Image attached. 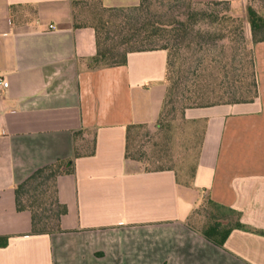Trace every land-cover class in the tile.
<instances>
[{
    "label": "crops",
    "instance_id": "0c3cea01",
    "mask_svg": "<svg viewBox=\"0 0 264 264\" xmlns=\"http://www.w3.org/2000/svg\"><path fill=\"white\" fill-rule=\"evenodd\" d=\"M228 2L238 10L245 0ZM125 9L140 0H0V264H264V42L253 47L259 97L190 108L199 151L190 182L125 157L126 128L155 127L166 95L165 51L130 53L92 68L95 32L75 3ZM83 131L80 141L73 138ZM95 142L55 180L67 213L34 235L15 189L34 172ZM211 201L240 215L222 247L187 225Z\"/></svg>",
    "mask_w": 264,
    "mask_h": 264
},
{
    "label": "rangeland",
    "instance_id": "374dc122",
    "mask_svg": "<svg viewBox=\"0 0 264 264\" xmlns=\"http://www.w3.org/2000/svg\"><path fill=\"white\" fill-rule=\"evenodd\" d=\"M187 5V1L157 0L137 11V6L110 11L102 9L96 3H87L78 8V15L81 25L96 26L102 39L109 38L107 44L110 45L120 36L116 27H124L126 33V28L134 20L149 18L159 23H167L173 18L182 19ZM248 6L264 17V0H245L238 10L223 5H191V10H221L226 16L239 18L243 24L244 42H233L226 38L204 45L198 43L197 38L193 36L194 40H191L190 45L188 41L177 43L174 66L170 70L172 73L166 76V92L172 87L174 95L172 99L164 101L157 121L160 129L138 128L131 132L128 144L131 158L141 161L150 170H172L181 183L190 182L198 156L200 134L198 127L185 122L181 113L187 104L195 108L240 99L245 83L250 80L251 75L248 63V50L251 48L246 16ZM102 23L107 24L102 28ZM162 44L164 42L159 43V46ZM141 48L151 49L153 45ZM187 98L192 101H185ZM47 174L28 184L20 195L23 205L38 216H51L55 212L53 179L46 181L44 178ZM41 192L45 194L41 195ZM227 221L233 222L231 213L205 201L192 212L187 225L195 233L202 235V231L216 222L227 225Z\"/></svg>",
    "mask_w": 264,
    "mask_h": 264
},
{
    "label": "trees",
    "instance_id": "16d2710c",
    "mask_svg": "<svg viewBox=\"0 0 264 264\" xmlns=\"http://www.w3.org/2000/svg\"><path fill=\"white\" fill-rule=\"evenodd\" d=\"M157 0H140L139 5L135 8L137 11L139 8L148 6L150 2ZM178 2L187 1V11L183 14L182 19L173 18L167 23H159L153 21V19L144 18V20H134L128 28H126V33L124 32L125 28L122 26L116 27L118 34L120 35L117 40L113 41L112 44L108 45L107 42L109 38L102 39L99 29L96 26L90 25L95 32V45H96V54L90 59L92 68H110L116 66H123L126 63L127 55L130 53L136 52H145V51H154L162 50L166 52L167 61H166V76L172 71L174 66V56L176 54L177 43L179 41H188L189 45L191 40L197 38L198 43L207 45L208 43L213 44L215 41H221L226 38L230 39L233 42H244V31L243 24L239 18L232 16H226L221 12V10H191V5L199 6H230L228 2H195L193 0H176ZM87 3H96L97 2H82L75 3V7H80L83 4ZM100 6V5H99ZM101 7V6H100ZM231 7V6H230ZM102 8V7H101ZM104 9V8H102ZM113 9H110V11ZM228 10V9H227ZM247 22L250 32V44L251 48L248 50L251 75L250 80L245 83L244 92L240 96L238 101H232L224 104H250L253 103L259 97L258 90V79L255 66V57L253 52V47L264 42V17L260 15L254 8L248 6L246 8ZM107 23H102V28ZM128 32V33H127ZM125 33V34H124ZM159 46V43H163ZM241 42V43H242ZM145 45H153L151 49H142L141 47ZM187 45L189 48L190 46ZM141 48V49H140ZM245 49V47H244ZM203 62V60H202ZM247 79V77H246ZM168 80V79H167ZM174 95V88L169 87L167 89L165 99L170 100ZM185 101H192L187 98ZM165 103V102H164ZM223 105V104H216ZM216 105H205L195 108H206ZM193 108L191 105H186L183 107V112L186 109ZM158 121V120H157ZM160 124L157 122L155 127L160 129ZM145 128L143 126H128L126 128V151L125 157L131 158L128 152V144L130 134L134 129ZM147 129V128H145ZM83 131L75 132L73 138L78 142L81 139ZM92 146L86 148L84 147H75L74 156L71 160L67 162L56 161L54 164L47 166L45 168L39 169L34 172L27 180L22 184L18 185L15 189V199H16V209L17 211H27L31 215V227L32 233L34 235L40 234H51L60 231V219L67 213L65 205H62L58 202L55 189V180L60 175H68L73 173V161L76 158L82 156H92L94 154L95 142H92ZM134 159V158H133ZM137 160V159H136ZM163 170V169H162ZM45 173H48L44 179L48 181L53 179V205L55 207V212L53 215L48 216H38L37 213L33 212L30 208L25 207L20 200V195L22 190L30 183L36 181L39 178H42ZM45 194V192H41ZM38 201V199H36ZM205 202V201H204ZM203 202V203H204ZM207 203L213 205L214 207L224 209L221 206L212 203L211 201H206ZM202 203V204H203ZM226 210V209H224ZM227 212L233 215V222L227 221V225H223L220 222H216L212 226H209L204 231L202 235L213 244L218 247H222L225 240L233 230H243L248 231L244 226L240 224V215L231 210H226ZM54 221V222H52ZM260 235H264L262 232H255ZM8 244L7 237H0V249L5 248Z\"/></svg>",
    "mask_w": 264,
    "mask_h": 264
},
{
    "label": "built area",
    "instance_id": "2783aa9c",
    "mask_svg": "<svg viewBox=\"0 0 264 264\" xmlns=\"http://www.w3.org/2000/svg\"><path fill=\"white\" fill-rule=\"evenodd\" d=\"M8 87V83L5 81V79L0 76V88L5 89Z\"/></svg>",
    "mask_w": 264,
    "mask_h": 264
}]
</instances>
